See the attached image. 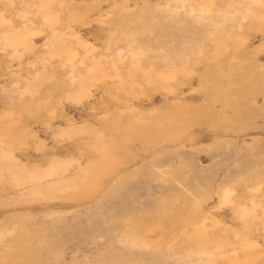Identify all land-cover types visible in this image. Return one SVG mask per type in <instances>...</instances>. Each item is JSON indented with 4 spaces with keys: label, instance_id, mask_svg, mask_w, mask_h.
<instances>
[{
    "label": "rangeland",
    "instance_id": "rangeland-1",
    "mask_svg": "<svg viewBox=\"0 0 264 264\" xmlns=\"http://www.w3.org/2000/svg\"><path fill=\"white\" fill-rule=\"evenodd\" d=\"M0 264H264V0H0Z\"/></svg>",
    "mask_w": 264,
    "mask_h": 264
}]
</instances>
